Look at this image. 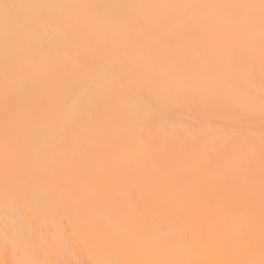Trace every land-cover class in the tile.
<instances>
[{"label":"bare ground","instance_id":"obj_1","mask_svg":"<svg viewBox=\"0 0 264 264\" xmlns=\"http://www.w3.org/2000/svg\"><path fill=\"white\" fill-rule=\"evenodd\" d=\"M0 264H264V0H0Z\"/></svg>","mask_w":264,"mask_h":264}]
</instances>
